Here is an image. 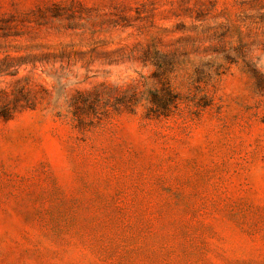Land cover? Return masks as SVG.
Segmentation results:
<instances>
[{
    "label": "rangeland",
    "instance_id": "374dc122",
    "mask_svg": "<svg viewBox=\"0 0 264 264\" xmlns=\"http://www.w3.org/2000/svg\"><path fill=\"white\" fill-rule=\"evenodd\" d=\"M0 264H264V0H0Z\"/></svg>",
    "mask_w": 264,
    "mask_h": 264
}]
</instances>
